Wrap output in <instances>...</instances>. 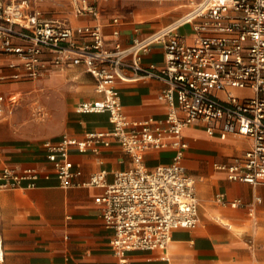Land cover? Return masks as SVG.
<instances>
[{
    "label": "built area",
    "instance_id": "1",
    "mask_svg": "<svg viewBox=\"0 0 264 264\" xmlns=\"http://www.w3.org/2000/svg\"><path fill=\"white\" fill-rule=\"evenodd\" d=\"M101 1L70 0L75 15L96 20L73 26L46 16L37 0H0V59H6L14 80L38 81L55 69L80 65L93 77L100 98L81 101L76 111L108 113L112 128L87 132L84 139L48 140L44 147L61 187L103 189L95 201L103 207L105 225L114 230L111 246L117 264H131L128 252L165 250L174 229L192 230L200 222L196 180L184 164L188 126L202 123L210 135L247 136L251 147L242 156L215 167L229 180L264 184V0H202L172 24L137 35L129 45H123L116 28L110 46L99 22ZM187 25L191 40L179 32ZM155 45L163 47V64H145ZM146 78L166 83L159 99L167 104V113L162 119L134 121L124 112L118 85ZM3 105L0 94V119ZM112 144L129 153L134 166L117 172L111 183L106 171L75 183L70 151L98 152L99 145ZM169 148L174 150L170 163L153 170L145 166L147 152ZM42 177L34 167L5 166L0 192L36 188ZM218 198L224 202L223 194ZM230 205L253 210L241 199ZM0 264H5L1 234Z\"/></svg>",
    "mask_w": 264,
    "mask_h": 264
},
{
    "label": "crops",
    "instance_id": "2",
    "mask_svg": "<svg viewBox=\"0 0 264 264\" xmlns=\"http://www.w3.org/2000/svg\"><path fill=\"white\" fill-rule=\"evenodd\" d=\"M61 1L37 0L36 5L46 16L68 20L73 26L96 22L92 17L75 15L70 0V12L64 16V7L58 4ZM99 8V22L109 46L116 28L120 30L123 45H129L137 35L158 30L143 20V6L132 8L129 3L103 0ZM114 18L119 19L118 24L112 22ZM181 34H187L191 40L192 27L191 32ZM143 61L163 64V47L155 45ZM4 70L13 72L5 58L0 59V72ZM55 76L68 78L74 86L58 131L47 137H28L17 131L18 119L3 113L0 119V169L34 167L43 174L36 188L0 192V234L5 241V264H117L111 246L114 230L105 225L103 207L95 201L103 189L84 185L61 187L54 163L48 160V150L44 147L48 140L56 143L65 136L84 139L87 132L110 130L109 114L76 111L81 101L100 98L95 81L84 66L58 68L38 81ZM28 82L32 80H17L12 84L17 88L16 94L20 93V85ZM118 86L120 101L129 119L165 118L168 106L159 99L165 82L146 78L121 82ZM14 107L8 105L10 114ZM184 136L188 142L184 164L196 180L200 222L192 230L174 229L165 250L128 252L130 263L264 264V184L229 180L225 172L215 167L242 156L251 147V140L240 134L210 135L202 123L188 126ZM173 155L172 148L152 150L145 154L144 164L153 170L170 163ZM69 160L76 174L75 183L86 182L100 171H106L107 181L111 183L117 172L135 164L133 157L118 144L99 145L98 152L72 150ZM220 194L224 195V202L218 198ZM237 199L253 206L252 212L248 207H232L230 203Z\"/></svg>",
    "mask_w": 264,
    "mask_h": 264
},
{
    "label": "rangeland",
    "instance_id": "3",
    "mask_svg": "<svg viewBox=\"0 0 264 264\" xmlns=\"http://www.w3.org/2000/svg\"><path fill=\"white\" fill-rule=\"evenodd\" d=\"M131 4L132 8L143 6V20L155 29H161L175 22L181 15L190 9L192 3L200 0H118ZM64 7L63 15L70 12L68 0L58 3ZM180 33L191 32V25L179 30ZM11 71L0 72V94L3 96V114L6 117L18 119L17 131L28 137L50 136L61 127V116L68 102L69 95L74 86L68 78L55 76L42 81H32L20 85V93L12 84L17 80L12 79ZM5 88V89H4ZM10 101L13 103L9 102ZM19 98L16 102H14ZM8 105L15 106L10 114ZM9 119V118H8Z\"/></svg>",
    "mask_w": 264,
    "mask_h": 264
}]
</instances>
